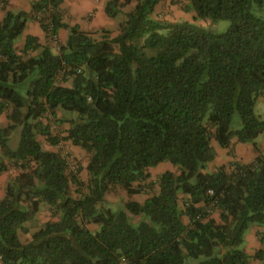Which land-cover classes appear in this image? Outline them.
Listing matches in <instances>:
<instances>
[{
	"label": "trees",
	"instance_id": "trees-1",
	"mask_svg": "<svg viewBox=\"0 0 264 264\" xmlns=\"http://www.w3.org/2000/svg\"><path fill=\"white\" fill-rule=\"evenodd\" d=\"M134 2L119 34L101 40L63 22V0H38L31 14L7 11L0 22V113L9 120L0 127V175L11 166L21 171L0 199L5 264H250L241 247L251 225L264 227V153L247 165L212 173L207 167L216 158L214 140L225 149L264 134L257 114L264 99V0H186L182 10L195 20L230 21L219 35L156 18L163 0H110L105 12L116 18ZM47 12L53 35L69 30L66 43L56 54L28 36L17 53L28 20ZM60 109L77 114L62 137L43 122L51 116L65 123L57 119ZM38 136L87 152L89 181L80 169L70 171L63 154L44 150ZM165 162L180 174H162L157 194L143 204L105 206L108 191L140 193L135 184ZM42 206L59 221L23 242L20 233L29 232L25 224ZM255 258L264 264V250Z\"/></svg>",
	"mask_w": 264,
	"mask_h": 264
},
{
	"label": "rangeland",
	"instance_id": "rangeland-1",
	"mask_svg": "<svg viewBox=\"0 0 264 264\" xmlns=\"http://www.w3.org/2000/svg\"><path fill=\"white\" fill-rule=\"evenodd\" d=\"M124 1L125 0H120V2H124ZM91 2L92 0H68V6L70 7V10L75 9V12L86 13L85 16L81 17L82 18L81 21L87 22V21H90L93 17V14L89 13V9H88L90 7ZM135 4L136 3L134 2L130 5L122 7L121 11L119 12L116 18L109 17V23L107 24V27H108L107 29H102L100 31L89 32V33H92L93 37L96 40H101L105 36H109L111 38L116 37L119 34L120 25L122 24V22L126 20V14H128L134 9ZM185 5H186V0H165L158 7L156 18L163 20L166 23L175 24V23L187 22L208 34H214V35L224 34L229 30L230 25H231L230 21L228 20L214 21L211 19L195 20L194 13H187L182 10L183 6ZM3 9L8 10V8H3ZM93 9H96V11L98 10L97 8H93ZM61 11H62L63 19H68L69 21H73L76 17V14L70 11L69 12L67 10H61ZM31 19L38 22L39 24H40V21H42L36 16L31 17ZM46 40H47L46 45L49 46L52 49V51L57 54L58 51L56 50L53 43L50 41V37L47 33H46ZM58 40H59V45L62 46L63 44L59 36H58ZM70 84H71V81L68 82L66 85H70ZM62 112L66 116L67 121H69L70 119L77 118L76 113H72V112H68L64 110H62ZM257 114L262 119H264V99L263 98L260 99L257 105ZM43 122L45 124H50L52 128V133L54 135H59L60 137H62L61 134L65 132L66 130L65 128L68 127V126L63 127L61 125L60 126L57 125L55 118L51 116L44 117ZM39 138L40 140L44 141L43 143H45L46 138H44L43 136H39ZM11 140H12L11 145L12 147L15 148L18 142V138L17 137L15 139L12 138ZM213 146L215 149L216 157H218V159L216 160V163H220L221 160H223V158L226 159L227 155H230L231 157L241 156L245 162L252 163L256 160V158L260 154L264 153V134L259 135L253 142L237 143L235 146L231 144L229 149L221 148L215 140L213 141ZM57 149L61 154H63L64 157L69 158L70 171L75 172L78 169H80V173H79L80 178L81 179L84 178L86 182H88L89 181L88 173L82 174V171H83L82 164L83 163L85 164L87 161H89V154L83 151L80 155H75L70 151L69 146L64 142L61 143L59 146H57ZM167 164L169 163L167 162L163 163L161 167H164ZM211 166H212L211 164H208L207 172H210V173L213 172V169L211 170ZM213 166H215L216 169L218 168L217 167L218 164L213 165ZM171 168L174 170V173L180 174V170L177 167L174 166ZM9 171H12L13 175H15L11 177V180L17 177L21 173L19 169H16L15 167H12V166L10 167ZM168 171L169 170L166 171L163 169L159 171L153 170L152 171L153 173L150 174V178L148 180H146L145 182L136 183L134 187L136 189L138 188L141 189L140 193L138 194L129 195L123 188H120V187L111 189L107 193L108 201H106L105 206L109 207L110 204L119 206L124 201L130 200L133 196H136L140 200L146 198L149 195L153 196L154 194L159 192L158 184H159L160 176ZM72 191L73 192L76 191V187H73ZM44 207L46 206H42L40 213L33 221H30L25 224V228H27L29 232L23 231L20 233V239L23 242L29 241L32 234L42 229V227L46 223L47 220L45 218L47 216V212L44 211L45 209ZM243 248H244V244L241 247V249ZM194 261L195 260L187 258L185 264H188L189 262L192 263Z\"/></svg>",
	"mask_w": 264,
	"mask_h": 264
},
{
	"label": "crops",
	"instance_id": "crops-1",
	"mask_svg": "<svg viewBox=\"0 0 264 264\" xmlns=\"http://www.w3.org/2000/svg\"><path fill=\"white\" fill-rule=\"evenodd\" d=\"M36 1H38V0H6V5H4V6L1 5V3H0V22H2L3 19L5 18L7 11H11L13 13L26 12V13L31 14L33 3ZM108 1H110V0H92V2L90 3V7L88 9H89V13L93 14V17L90 21L83 22V21H81L82 20L81 17L85 16L86 13L75 12V9H71L74 12L71 11L70 7L68 6V0H63V3L61 5V10H67L68 12L70 11V12L76 14V17L73 21H69L68 19H63V22L65 24L69 25L70 27L79 26L82 31L87 32V33L100 31L102 29H107L108 28L107 24L109 23V16L105 12V7H106V4ZM163 1H165V0H163ZM158 7H157V9H158ZM3 8H8V10H4ZM93 8H97L98 10L96 11V9H93ZM28 36L37 37L39 39L40 45H42V46L46 45V42H47L46 33L42 29L41 25L38 22H36L32 19H29L23 35L17 40V42L15 44V49H16L17 53H21L23 51V49L25 48L26 38ZM58 36H59L62 44L66 43L68 36H69V30L68 29H60ZM39 53H40V51H36V52H32L31 55L37 56V55H39ZM57 119L65 121V123H63L61 126H63V127L68 126L67 128H65L66 129L65 132L63 134H61V136H65L67 130L70 128V123L66 120V116L63 114L62 110L57 111ZM8 125H9V120L7 118V111H4V112L0 113V127H6ZM16 137L18 138V142H17V145H18L19 139H20V131L14 132L13 135L11 136V139L12 138L15 139ZM37 139L41 143L44 150L51 151V152H59L57 149V146L50 145L47 142V140H45V143H43L44 141L40 140L39 136L37 137ZM11 143H12V140H11L10 144ZM64 143H66L69 146L70 151L75 155H80L84 151L80 147L72 145L71 142H69V141L64 142ZM237 143H239V142H237ZM237 143H233L232 145L235 146ZM17 145L15 146V148L17 147ZM229 148H230V146H229ZM229 148H225V149H229ZM217 159H218V157H216L215 160L212 163H210L212 165L211 170L213 169V172H215L219 167H222L225 165L227 166L228 164L234 163V162H237L240 164H245V165L251 164V163L245 162L241 156L240 157H231L230 155H227V158L226 159L223 158V160H221L220 163H216ZM88 162L89 161H87L85 164L84 163L82 164V167H83L82 174L88 173V171H87ZM167 163H169V162H167ZM216 164H218L217 169L215 168V166H213ZM161 165H163V163ZM161 165H159V167H157L156 169H149L148 173L152 174L153 170L159 171L162 169L166 170V171L169 170L171 172H174V170L171 168L174 166L171 163L165 165L164 167H161ZM212 167H214V168H212ZM13 176H15V175H13L12 171H8V172L0 175V199H3L5 197L6 189L10 183L11 177H13ZM82 181L84 183H87L84 178H82ZM158 189H159V186H158ZM150 197H151V195L140 200L136 196H133L130 200L143 204ZM180 198L181 199L185 198V196L181 195ZM105 201H108L107 200V194L105 197ZM180 206L184 209L181 201H180ZM199 206L203 207L204 204H200ZM44 208H45L44 211L47 212V216L45 218L47 220L46 223L50 222V221L51 222L59 221V218L52 214V212L48 206H46ZM109 208L116 210L118 208V206L110 204ZM39 213H40V211L37 213L36 217L38 216ZM211 218H213L217 224H222L221 215H220L219 211H213ZM182 222L185 225L190 224L189 218L185 215L182 217ZM88 227H89V229H91L93 231L99 229V226L96 224H91ZM262 238H264V227H260L257 225H251L245 233V243H244L243 250L245 253H247L250 256V258H251L250 264H262L259 260H257L255 258V254L258 251L264 250V243H263ZM192 263L198 264V261L195 260ZM192 263L189 262L188 264H192Z\"/></svg>",
	"mask_w": 264,
	"mask_h": 264
},
{
	"label": "built area",
	"instance_id": "built-area-1",
	"mask_svg": "<svg viewBox=\"0 0 264 264\" xmlns=\"http://www.w3.org/2000/svg\"><path fill=\"white\" fill-rule=\"evenodd\" d=\"M37 18H39L40 20H42L43 22H45L47 28L49 29V33H47L50 37V41L53 43V45L55 46L56 50L59 52L60 51V45H59V40H58V36H55L52 34V24H51V19L49 18V13H39L36 15ZM68 162H69V158H67ZM70 167V164H69ZM76 172V171H75ZM210 195L213 194L212 191L209 192ZM0 264H5L3 257L0 256ZM125 264V263H124Z\"/></svg>",
	"mask_w": 264,
	"mask_h": 264
}]
</instances>
